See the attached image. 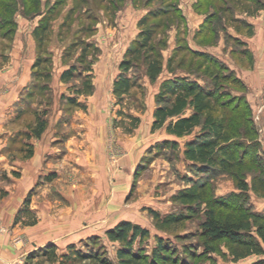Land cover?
Listing matches in <instances>:
<instances>
[{
    "label": "rangeland",
    "instance_id": "374dc122",
    "mask_svg": "<svg viewBox=\"0 0 264 264\" xmlns=\"http://www.w3.org/2000/svg\"><path fill=\"white\" fill-rule=\"evenodd\" d=\"M64 1L63 5L59 7L55 18L50 23L44 44L40 50L37 39L33 35V30L38 25L41 16L26 19L17 13L15 15L17 28L12 40H0V91L7 92L6 89L8 88L10 89L8 91H11V85L15 84L17 89L20 86L18 85L19 82L26 83L25 87L17 91V94L18 92L19 94L13 104L14 110L12 112L11 110L9 111V122H13L14 127L10 123V128H13L10 130V137L6 140L4 153L1 154L2 160L17 163L18 166H16V170L14 171V178L18 182L22 173V163L33 155L32 151L29 152V149L32 150L29 141L31 139H39V137L33 136L31 126L36 123V120L43 118L46 120L47 126L46 113L49 110L48 116H51V118L57 113L63 112L64 114L60 119L62 123L58 127L62 129L63 124H65L66 129H70L72 124L71 117L75 112L79 111L88 114L86 103L89 98H92L96 87L99 94L96 99L105 102L104 130L107 138L105 154L108 168L105 169V172L109 173V175L111 174L110 180H119L116 181L119 184H124L123 181L127 179L129 189L127 206L129 210L134 208L132 210L134 213L129 212L132 216V222H129L135 224L133 222L139 221L144 225L143 227L149 226L153 231L161 233L164 237L163 239L170 240L171 248L176 250V254L179 257L182 256V250H184L186 245H191V249L200 254L203 252V248L200 245L202 240L196 233L199 231L201 214L166 231L159 228L158 220L153 218L149 213V210L154 211L151 206L146 207V205H151L147 201L150 200V189H152L153 180H156V183H159V180H161L160 184H163L156 185L155 190H157V194L154 196L156 198L167 193L169 190L171 191L173 189L172 184L182 186L184 181L187 180L186 177L189 176V172L192 178L198 179L199 177V175L190 170V164L186 163L184 158H181L179 150L172 152L165 145L164 141L161 143L155 142L156 139L162 137V130L150 132L152 113L158 104L157 94L160 92L163 84L170 77H173L168 72V61L174 50L173 40L175 41L178 34L172 23L171 27H167L164 17L149 20L148 25L160 24L153 35L154 44L157 46L159 43L165 44V47L161 50L163 72L157 79L154 82L148 79L146 67L142 60H132L128 70L123 72L125 73L124 76L133 83V87L121 101L113 95L112 90H109V84L112 81L114 82L119 73H121L119 64L125 59L124 54L126 49L131 42L137 39V35L141 31L138 25L139 21L149 11L156 10L161 4V0H137L136 2L134 0H122L123 2L112 0L118 4L115 8L110 6L109 0ZM191 2L192 0H179L178 3V7L180 6V10L187 20L186 30L188 31L189 38L186 41H189L191 49L207 51L208 54L216 57L227 67L229 73L241 81L240 86L233 83L218 82L216 84L217 96L220 95L219 97H221L222 95L221 100L225 99L224 95H228L230 98L233 97L232 99L242 100L241 105H247L249 122L255 132L252 136L240 138L253 154L252 160H249L252 161V164L246 165L239 170L240 172L238 171V174L245 177L248 182L249 188L246 194H242L235 187L234 173L237 172L236 169L222 173L220 171H210L204 174L205 176L202 178L209 182L207 189L210 195L219 197V193H223V197H225L231 194L236 195L240 192L242 196H245V198H242L243 202H245L244 205L248 209L258 212L257 208H263L259 213H264V189L256 192L251 190L253 176L255 174L259 175L261 169H263V173L260 174L259 179H264V58H261V56H264V45H258L261 40L264 41V9L250 16L243 12L233 13L234 17L244 19L247 22L251 18L258 19L259 24L258 28V24H256V29L250 24L252 26V33L250 34L246 33L247 30L245 28L240 27L241 33H239L235 32L233 26H227V31L231 29L229 33L239 37L242 41L250 38L255 39L250 44L252 46L251 49H253L252 51L246 44L250 56L236 58L235 56L232 57L229 53L231 44H228L230 42H225L223 32L221 31L218 33L220 36L219 40L208 36L210 38H206L203 43L204 47L199 46L197 42L193 43L192 41L194 40L191 41L201 25L198 24L200 22L199 13L194 10L195 13H193L191 10ZM118 6L119 8L117 9ZM70 9L71 12H69ZM202 17H205V15ZM213 22L215 26V21ZM62 23L64 24L62 25ZM197 24L199 26L195 28ZM173 35L175 36L174 39H172ZM183 35V33L180 34V36ZM184 56V53L176 56V60L174 59L176 65L174 67L177 66L178 61ZM185 57L187 60V66L185 67L187 72H184L185 68H177L176 75L185 76L199 84L209 86V74H205L207 68L202 66L199 69L198 65L201 63L199 60H192L189 55ZM39 58L41 61L35 66ZM190 63H193V66L189 67ZM71 66L75 67L71 79L68 82L61 81L60 75H58L59 71L63 72ZM58 76L59 80L65 84V90L60 95H58V90L61 87L60 81L57 79ZM13 80L16 83H13ZM85 82L90 84L91 90L89 93L85 92ZM76 89H79L81 93L78 94ZM70 98L75 100V104H71L68 101ZM232 105L233 102H231ZM241 105L240 108L243 107ZM217 112H219V115H226L221 109ZM232 115L234 116V114ZM239 124L241 125V122L238 123V126ZM244 125L247 126L246 124ZM197 131L195 130L188 138L194 137ZM184 139L181 138L179 144H184ZM135 142L138 144V149H142L131 150L132 143ZM125 143L128 145L125 146ZM135 150L138 151L136 156L133 155ZM131 151H133L132 154H130ZM60 156L61 153L54 154L53 159ZM125 164L127 166L124 170L127 169L128 172L124 177L122 172L123 165ZM104 166L106 167V164ZM165 167L166 171L162 179L161 175L163 173L158 174L159 171L157 169L165 170ZM53 178L55 179V176ZM9 180L6 171H0V186H7ZM256 180L258 181V179ZM44 182L49 181L44 179V177L39 178L35 188L44 184ZM58 185L54 180L53 185L49 186L50 195L56 194L55 196H61L59 193L60 186ZM56 188H58V192L55 190ZM158 190H162L163 193H160ZM4 194L3 188L0 187V198ZM142 197L143 201H141ZM173 198L174 195L169 198V204L161 205L162 209L165 208V212H176L181 209V206ZM138 202L144 204V211L138 209L136 206ZM6 205V202L0 203V233L3 232L10 235L12 249L16 253L15 264H52V262H55L57 260L56 256L46 259L38 254L39 250L32 251V243L29 242L27 234L23 232L22 224L35 220L36 212L31 209L30 201H28L27 205L21 202L17 216V221L19 222L17 224V229L19 228L17 232L12 231L15 224L12 227L10 226L12 217ZM63 205H65L64 202L59 199L56 208L60 209ZM203 207L204 205H202ZM136 214L139 217H136ZM158 217L161 219L159 214ZM7 227L9 228L6 229ZM154 240L156 241L150 234L142 240L139 247L145 250L146 255H150L152 249L155 247ZM90 245L91 250L97 249L96 253L99 256L106 255L97 245L96 238L91 240ZM106 246L109 259L116 263L115 248L109 243ZM218 248V252L202 256L194 260V263L245 264L247 262L243 259L233 261L232 256L229 254V248L224 242H221Z\"/></svg>",
    "mask_w": 264,
    "mask_h": 264
},
{
    "label": "trees",
    "instance_id": "16d2710c",
    "mask_svg": "<svg viewBox=\"0 0 264 264\" xmlns=\"http://www.w3.org/2000/svg\"><path fill=\"white\" fill-rule=\"evenodd\" d=\"M77 1L83 2L84 0H74V2ZM117 1L123 2L122 0ZM136 1L134 0V2ZM64 2V0H0V40H12L17 28L15 20L17 13L26 19L41 16L38 25L33 30L40 50L50 23ZM109 2L112 8L118 5L112 0ZM178 3L179 0H161V4L156 10L149 11L139 21L138 25L141 31L138 33L137 39L131 42L126 49L125 59L119 64L121 73L113 82L112 93L121 101L133 87V83L124 76L123 72L128 70L132 60H142L148 79L151 82L157 79L163 72L161 50L165 44L159 43L158 46L154 44L153 35L160 24L148 25L149 20L164 17L167 27H171L172 23L178 34L175 38L176 46L168 61V72L173 77L163 84L157 94L158 104L153 111L151 131L165 129L166 133L181 138L198 130L194 137L184 144L183 157L191 163L190 170L199 177L197 180H192L188 188L182 189L174 195L173 200L181 206L179 211L161 219L156 212L149 210V213L158 220L159 228L166 231L201 214L199 231L196 234L202 240L200 245L203 252L198 254L191 249V245H186L180 258L177 256L176 250L171 248L169 239L156 238V244L151 254L146 255L142 247L134 250L133 245L137 239L142 242L148 236V230L129 221H120L107 232L110 240L120 244L116 253V264H195L194 260L218 252L221 242L228 246L233 261L256 255L261 259L252 264H264V258H262L264 256V213L252 211L244 205L242 197L245 198V196H242L240 192L246 194L249 186L246 178L238 174V171L244 166L252 164V161L249 160H252L253 154L240 138L254 135V128L249 122L247 105H241L242 100L232 99L233 97L230 98L228 95H224L225 99L221 100L222 95L221 97L217 96L216 91L218 82L240 86L241 81L229 73L227 67L216 57L208 54L207 51L191 49L185 38L180 36L181 33L186 34V21ZM192 7L194 11L205 15L198 32L193 37L194 42L204 47L203 43L206 38L211 37L219 40L218 33L221 31L225 42L231 44L229 53L232 57L239 58L249 55L246 43L239 37L231 35L227 31V26H233L235 32L241 33V27L247 30V34L252 33V26L244 19L234 17L233 13L243 12L249 16L255 15L264 9V0H196ZM213 21H215V26ZM182 53L185 56L189 55L192 60H199L201 62L198 65L199 69L202 66L207 68L205 74H209V86L199 84L188 77L176 75L177 68L183 69L187 66L184 56L174 67L176 65L174 59L176 60V56ZM39 61H41L40 58L37 59L35 66ZM188 66H193V63ZM74 70L75 67L71 66L63 71L60 75L61 81L68 82ZM184 72H187L186 68ZM84 86L85 92L89 93L90 84L85 82ZM76 92L81 93L79 89H76ZM68 101L75 104L73 98ZM231 102H233L232 106ZM240 105L243 107L240 108ZM219 109L226 115H219L217 112ZM43 119L36 120V123L31 126L33 136L37 138L46 128V120ZM240 122L241 125L238 126ZM164 143L173 149L177 147V143L173 141H164ZM31 151L29 149V152ZM233 169L237 170L234 173V178L235 187L240 191L239 194L225 197L210 195L207 189L209 182L202 178L205 176L204 174L210 171L230 172ZM262 170L260 174L263 173ZM260 174L253 176L252 191L264 189V179H259ZM24 204H28V199ZM202 205H204L203 208ZM192 247L194 248V246ZM77 252L79 259H88L89 264H114L105 256H99L97 251L92 250L85 254ZM38 254L46 259L55 257L54 248L50 245L39 249Z\"/></svg>",
    "mask_w": 264,
    "mask_h": 264
},
{
    "label": "crops",
    "instance_id": "0c3cea01",
    "mask_svg": "<svg viewBox=\"0 0 264 264\" xmlns=\"http://www.w3.org/2000/svg\"><path fill=\"white\" fill-rule=\"evenodd\" d=\"M195 1L196 0H192L191 2V10L193 13L195 12L193 11L192 5ZM198 15H200V22L198 24H202L204 17H202L203 15L201 14ZM184 18L185 21H187L185 16ZM248 23L253 25L256 29L258 19L251 18L248 20ZM198 24L195 28L199 26ZM186 26L187 23H185V28ZM258 27L259 24L257 28ZM229 30L231 29H228V32ZM185 32L186 34L182 37L185 38V40H188V31L186 30ZM230 34L232 35V33ZM174 38L175 36L173 35L172 39ZM192 40L193 39H191V41ZM249 41H251V43H249ZM254 41V38L244 40L250 49L252 47L250 44ZM192 42L194 43V41ZM187 43L189 45V41ZM258 45H264V41L261 40ZM175 46L176 42L173 40V48H175ZM193 50L201 51L197 49ZM252 50L253 49H251V51ZM261 58L263 59L264 56H261ZM61 73L62 71H59L58 75H61ZM57 79L59 80V76ZM13 83L16 82L13 80ZM22 84L23 83L19 82L18 85L20 86L17 88L18 90L16 89V85L13 84L11 85V91H8L10 90L9 88L6 89L7 92L0 91V171H6L7 177L10 179L7 186H0L5 192V194L0 198V203L6 202V207L11 212L10 216L12 217V223L10 226L12 227V225L15 224L13 225L14 228H12V231L17 232L19 230V228L17 229V224H19L17 221L18 211L21 202L24 203L25 200L28 199L31 204V209L36 212L35 220L30 223H24L21 227H23V232L27 234L29 242L32 243V251H37L50 245L53 246L55 256L57 257V260L52 262V264H89L88 259H79V253L77 251H80L83 254L92 251L90 249L91 240L96 238L97 245L106 254L105 257L111 261L106 252V245L109 243L113 246V248H115V258L117 259L116 253L120 248V244L117 241L110 240L107 236V232L120 221H131L132 216L129 212L134 213V211H132L134 208L129 210L127 206V196L129 191L127 179L123 181L124 184H119L116 182L119 180H110L109 178L111 174L109 175V173L105 172V169H108L105 154L107 142L104 130L105 102L96 99L99 94L97 93V88L95 87V92L93 93L92 98H89L86 103L88 114L79 111L75 112L71 117V128L68 130L66 129L67 127L65 124H63L62 129L58 127L59 124L62 123L60 119L64 113L59 112L51 118V116H48V110L46 113V119L48 122L47 126L44 132L40 135L39 139H31L29 141V144L32 146L33 155L27 161L22 163L20 180L16 182L14 178V171L16 170V166H18L17 163L2 160L3 157H1V154L4 153L3 150L6 140L10 137V130L14 127V123L9 122V111L11 110L12 112L14 110L13 104L19 94V92L17 94V91L26 86V83ZM60 86L58 95L62 94L65 90V84L61 81ZM112 86L113 81L109 84V90H112ZM53 92L55 93V91ZM152 122L153 113L151 124ZM10 123L11 126H13L11 128ZM160 130L163 131L161 132L162 137L156 139L155 142H176L177 147L175 149L171 147L168 148L172 152L179 150V154L183 159L184 144L190 141L193 137H181L185 138L184 144L181 145L179 144V140L181 138L166 133L165 129L154 131L158 132ZM154 131H151L150 129L151 133ZM126 143L125 146L128 145H126ZM132 144L131 150L142 149H138V144H136V142ZM137 150H135V152L131 151L130 154L133 152V155L136 156L138 152ZM58 153H61V156L53 159V155ZM186 163L191 165L188 161H186ZM105 164L106 167L104 166ZM126 166V164L123 165L122 174L124 177L128 172L127 169L124 170ZM164 169L165 170L157 169L159 171L158 174L163 173V175H161L162 179L164 178L166 167ZM188 175L189 176L186 177L187 180L184 181L182 186L172 184L173 189H171V191L169 190L167 193L156 198L154 197L155 194H157L155 187L162 181L159 180V183H156V180H153L151 186L152 189H150V200L147 201L148 204L151 205H146V207L151 206V208L157 212L161 218L174 213V211L165 212V208L162 209L161 205L169 204L170 197L175 195L180 190L188 188L192 180H197V178H192V176H190V172ZM53 176H55V179ZM41 177H44V179H47L49 182H44V184L35 188V185L37 186L38 179ZM54 180L56 184H59L58 186H60V197L55 196L56 194H49V186L53 185ZM55 190L58 192V188ZM158 191L163 193L162 190ZM219 196H223V193H219ZM59 199L64 202L65 205H63L60 209H57V201ZM141 201H143V197L141 198ZM136 204L138 209L144 211V204L142 202L141 204L139 202ZM256 210L259 212L263 210V208H257ZM138 213L140 214L139 211ZM135 216L139 217L137 214ZM133 223L148 230L153 239L164 238L161 233L153 231L151 227H143L144 225H142L139 221ZM8 228L9 227L6 229ZM140 244V240L137 239L133 245L134 250H137L139 246H141ZM154 244H156L155 240ZM93 251L96 252L97 249ZM15 257L16 253L12 249L10 235L1 232L0 264H15ZM262 258H264V256ZM259 259H261L260 256L251 255L243 260L247 261L245 264H252ZM111 262L114 264L117 263L113 261Z\"/></svg>",
    "mask_w": 264,
    "mask_h": 264
}]
</instances>
